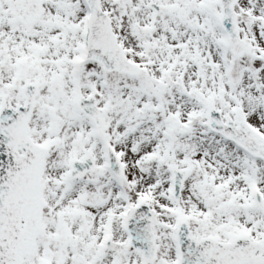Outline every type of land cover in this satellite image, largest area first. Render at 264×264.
<instances>
[{
    "label": "snow or ice",
    "instance_id": "obj_1",
    "mask_svg": "<svg viewBox=\"0 0 264 264\" xmlns=\"http://www.w3.org/2000/svg\"><path fill=\"white\" fill-rule=\"evenodd\" d=\"M0 264H264V0H0Z\"/></svg>",
    "mask_w": 264,
    "mask_h": 264
}]
</instances>
